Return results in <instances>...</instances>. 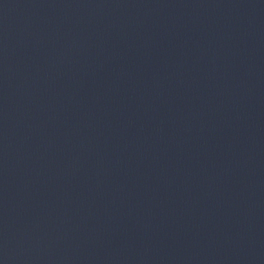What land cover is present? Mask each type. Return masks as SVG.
<instances>
[{
    "label": "water",
    "instance_id": "obj_1",
    "mask_svg": "<svg viewBox=\"0 0 264 264\" xmlns=\"http://www.w3.org/2000/svg\"><path fill=\"white\" fill-rule=\"evenodd\" d=\"M0 264H264V0H0Z\"/></svg>",
    "mask_w": 264,
    "mask_h": 264
}]
</instances>
